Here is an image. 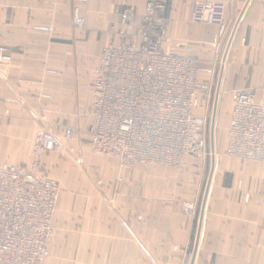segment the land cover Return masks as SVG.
I'll use <instances>...</instances> for the list:
<instances>
[{"label": "crops", "instance_id": "obj_1", "mask_svg": "<svg viewBox=\"0 0 264 264\" xmlns=\"http://www.w3.org/2000/svg\"><path fill=\"white\" fill-rule=\"evenodd\" d=\"M146 1L0 0V45L13 55L0 64V164L30 162L42 125L60 138L64 126L78 129L76 137L64 141L73 152L59 150L45 158V172L60 184L61 198L44 264L191 262L207 166L190 158L181 171L155 165L125 169L91 148L93 81L109 26L127 6L142 12ZM221 1L230 28L240 19L225 93L230 97L234 89L254 88L264 96V0ZM192 2L168 1L173 42L167 49L183 51L190 44L210 64L218 27L192 21ZM76 6L87 18L83 28L74 22ZM44 24L54 31L37 29ZM47 68L60 73H46ZM221 155L217 172L215 163L211 171L196 263L264 264V166ZM189 201L198 202L199 210L188 214L183 205Z\"/></svg>", "mask_w": 264, "mask_h": 264}, {"label": "built area", "instance_id": "obj_2", "mask_svg": "<svg viewBox=\"0 0 264 264\" xmlns=\"http://www.w3.org/2000/svg\"><path fill=\"white\" fill-rule=\"evenodd\" d=\"M77 1L83 4L89 0ZM168 1L147 0L142 12L127 6L119 12L118 23L109 26V40L100 54L93 81L91 148L125 169L155 165L181 171L193 158L207 166L209 185L219 157L214 150L215 120L240 19L230 28L224 1L193 0L192 21L218 27L214 58L208 64L193 53L190 44H185L183 51L167 49L173 42L165 15ZM74 22L81 28L87 23L79 6L74 10ZM37 29L53 32L54 26L38 25ZM12 59L8 48L0 45V64ZM45 71L60 73L55 68ZM203 75L207 78H201ZM230 97L223 153L264 166V96L254 88H238L230 92ZM41 120L46 122V116ZM77 134L75 126L66 125L60 138L42 125L35 132L30 162L0 164V264H44L50 256L61 187L46 174L45 158L59 150L73 152L75 148H67L64 141H71ZM206 200L200 204L199 234ZM198 206V202L190 201L183 205L188 214ZM199 239L197 235L190 264H197Z\"/></svg>", "mask_w": 264, "mask_h": 264}, {"label": "rangeland", "instance_id": "obj_3", "mask_svg": "<svg viewBox=\"0 0 264 264\" xmlns=\"http://www.w3.org/2000/svg\"><path fill=\"white\" fill-rule=\"evenodd\" d=\"M230 110H231V100H230V97L228 96V94L226 92L223 95V101H222L221 108L219 110L218 119L215 120V124L217 123V121H218V123H217V126L215 127L214 133H213L214 145L216 146V149L218 150V152H220V154H219L220 158L223 157L221 155V153L224 152L223 148H224V146H226L227 130H228L229 121H230ZM103 158H104L103 161L104 160H108V161H114L115 163H118L113 158H108V157H103ZM218 163H219V161H217V164H216V161H215L216 172H217ZM214 169H215V166H214ZM165 170L170 171L168 169H165ZM210 171H212V169ZM167 175H168L167 176V178H168L170 174H167ZM209 176L210 175H208V173H206L205 176H204V180H205L206 184L208 183V180H210ZM213 181H214V178H213ZM212 184H213V182H212ZM206 192H207V189L202 192V195L204 196V198L202 197V199H201L202 202H204L206 200V198H205V193ZM202 202H201V205H202ZM198 210H199V206H198ZM206 210H207V207H206Z\"/></svg>", "mask_w": 264, "mask_h": 264}, {"label": "bare ground", "instance_id": "obj_4", "mask_svg": "<svg viewBox=\"0 0 264 264\" xmlns=\"http://www.w3.org/2000/svg\"><path fill=\"white\" fill-rule=\"evenodd\" d=\"M216 149V146L214 145V150ZM216 151V150H215ZM210 186V184L208 185L207 184V187H209ZM206 202H207V200H206ZM205 217H206V213L204 212V215H203V220H202V224H201V230L203 229V223H204V220H205ZM198 227H199V225H198ZM199 229V228H198ZM198 236H199V238H200V234H199V230H198V234H197Z\"/></svg>", "mask_w": 264, "mask_h": 264}]
</instances>
